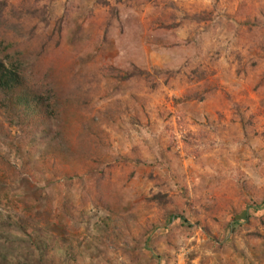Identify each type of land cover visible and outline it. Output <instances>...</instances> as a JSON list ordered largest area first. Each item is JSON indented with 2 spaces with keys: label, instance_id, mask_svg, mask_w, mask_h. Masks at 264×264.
<instances>
[{
  "label": "rangeland",
  "instance_id": "374dc122",
  "mask_svg": "<svg viewBox=\"0 0 264 264\" xmlns=\"http://www.w3.org/2000/svg\"><path fill=\"white\" fill-rule=\"evenodd\" d=\"M0 6L57 98L27 138L0 108V264H264V0Z\"/></svg>",
  "mask_w": 264,
  "mask_h": 264
},
{
  "label": "trees",
  "instance_id": "16d2710c",
  "mask_svg": "<svg viewBox=\"0 0 264 264\" xmlns=\"http://www.w3.org/2000/svg\"><path fill=\"white\" fill-rule=\"evenodd\" d=\"M2 6H0V17L2 15ZM16 55L21 53L16 52ZM14 60L9 66H6L5 62L0 59V108L6 114V118L11 123L15 124L20 130L23 138L36 136L45 125H48V121L52 117L54 108L56 109V94L54 87L45 80V75L38 72L37 68L40 64L29 63L32 70L21 67V62ZM196 95L187 97L184 101H193L196 99ZM92 146V149L105 150L104 143L99 140H89L86 144ZM81 204H92L96 206L100 198L96 197L91 189H87L81 192ZM110 224H106L107 230L105 231L104 238L111 248H115L119 235L115 234L119 231L121 225V231L119 234L122 237H129L124 233H129L125 228L127 227L126 219L123 217H117L108 220ZM263 224V223H262ZM264 225V224H263ZM24 229V234L30 239L29 242H35L34 239H41L34 231ZM235 232H232V235ZM250 232L246 237H252ZM257 237L258 234L256 235ZM133 241V238H131ZM39 244L46 246V241L41 239ZM39 250L44 249L39 247ZM35 252V251H33ZM39 263L43 259V253L38 252ZM69 262L71 264L72 258L69 254ZM73 257V256H72ZM38 258V257H37ZM67 260V257H64ZM65 262V261H64ZM227 264H235L234 262H228Z\"/></svg>",
  "mask_w": 264,
  "mask_h": 264
}]
</instances>
